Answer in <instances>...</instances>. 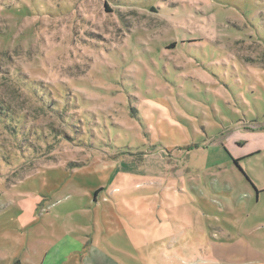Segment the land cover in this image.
Segmentation results:
<instances>
[{"label": "rangeland", "instance_id": "obj_1", "mask_svg": "<svg viewBox=\"0 0 264 264\" xmlns=\"http://www.w3.org/2000/svg\"><path fill=\"white\" fill-rule=\"evenodd\" d=\"M67 236L264 264V0H0V264Z\"/></svg>", "mask_w": 264, "mask_h": 264}, {"label": "crops", "instance_id": "obj_2", "mask_svg": "<svg viewBox=\"0 0 264 264\" xmlns=\"http://www.w3.org/2000/svg\"><path fill=\"white\" fill-rule=\"evenodd\" d=\"M60 240L45 254L40 264H89L91 261V248L83 241L74 238ZM87 245V246H86ZM84 253V255H82ZM211 259V257H210ZM190 264H221L216 258L211 261L194 259Z\"/></svg>", "mask_w": 264, "mask_h": 264}]
</instances>
